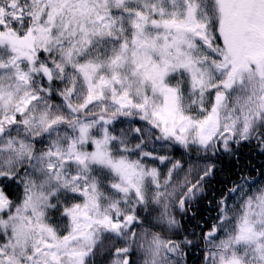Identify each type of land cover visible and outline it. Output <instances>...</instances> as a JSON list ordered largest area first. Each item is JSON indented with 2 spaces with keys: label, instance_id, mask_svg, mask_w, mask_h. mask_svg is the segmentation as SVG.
I'll return each mask as SVG.
<instances>
[{
  "label": "snow or ice",
  "instance_id": "6c2138e0",
  "mask_svg": "<svg viewBox=\"0 0 264 264\" xmlns=\"http://www.w3.org/2000/svg\"><path fill=\"white\" fill-rule=\"evenodd\" d=\"M0 264H264V0H0Z\"/></svg>",
  "mask_w": 264,
  "mask_h": 264
}]
</instances>
